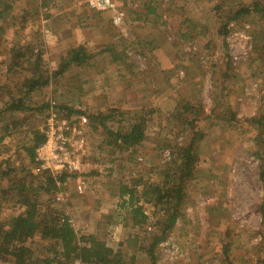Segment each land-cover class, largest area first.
<instances>
[{
  "label": "rangeland",
  "instance_id": "1",
  "mask_svg": "<svg viewBox=\"0 0 264 264\" xmlns=\"http://www.w3.org/2000/svg\"><path fill=\"white\" fill-rule=\"evenodd\" d=\"M2 1L11 9L1 23L0 110L8 92L24 95L22 84L37 58L44 78L50 76L24 99L26 105H47L45 115L21 112V128L4 140L3 156L12 167L21 165L15 180L41 181L24 146L33 144L31 130L45 133L55 114L58 125L66 119L62 128L78 170L60 172L64 181L49 193L40 191L38 199L67 214L78 234L121 242L127 264H264V130L256 124L264 120V13L226 22L233 8L264 0H113L125 13L121 28L112 25L110 11L90 10L88 0H48L46 8L42 0ZM16 43L23 44L29 61L13 63ZM79 46L92 55L88 64L52 77L62 57ZM116 53L121 59L115 61ZM105 70L116 78L104 89ZM90 90L100 98L94 106L85 96ZM184 103L193 111L183 112ZM111 108L116 109L108 120L112 127L144 120L141 143L125 149L119 141L121 146L113 147L100 128L90 126L88 115ZM193 136L201 162L174 226L166 229L167 204L154 190L140 196L143 184H160L177 147ZM123 184L140 196L147 215L140 224L132 223L127 195L120 196ZM83 207L88 213L77 214ZM11 208L22 209L9 202L0 217ZM27 243L41 258L49 247L38 235Z\"/></svg>",
  "mask_w": 264,
  "mask_h": 264
},
{
  "label": "trees",
  "instance_id": "2",
  "mask_svg": "<svg viewBox=\"0 0 264 264\" xmlns=\"http://www.w3.org/2000/svg\"><path fill=\"white\" fill-rule=\"evenodd\" d=\"M0 3H3L4 6L3 9H0L1 38L5 30L1 23L7 17V11L11 9V6L3 1ZM41 6L46 8L48 0H42ZM252 12L264 13V5L257 2L251 6L233 8L228 13L226 22L231 20L240 22L245 20ZM47 16H50V14ZM136 18L140 17L136 16ZM224 26L220 31L223 35H226L229 31ZM14 49L16 51L13 57L14 64L24 58H27L25 61H29L30 56H26L23 44H14ZM113 55V60L121 59L118 53ZM91 57L92 55L82 46L76 49L72 48L66 56L62 57L61 63L51 73V76H62L71 66L87 65V61ZM49 77L44 78L42 71L39 70V58H37L32 75L22 84L24 95L17 97L14 93L8 92L5 107L0 110V118H3L0 127V213L7 207L9 202L12 204L20 203L22 208L21 210L11 208L5 217H0V260L7 264H127L120 248L121 242L109 243L101 239L99 235L88 232L78 234L67 214L56 207L53 202L50 203L49 200L40 202L38 199L40 191H44V193L51 192L52 188H56L57 181L63 182L66 176L65 173L54 174L50 170L42 171L37 168L35 150L46 140L44 133L30 129L33 134V144L24 146L29 159L35 164L34 169H38L37 176L41 181L37 185H29L23 180L16 181V172L20 170L21 165L12 167L7 157L3 156L8 149V144L4 142L5 138L22 126L19 119L21 112L27 110L45 115L47 105L43 104L41 107L31 101L26 105L24 99L29 100L34 89L47 85ZM3 88L4 83L0 78V91ZM182 107V111L185 113L193 111V107L189 104L184 103ZM66 109L69 112L71 110ZM115 111L116 109L111 108L105 113L99 112L88 115L90 126L95 129L100 128V134L102 133V137L107 138V144L110 146H121L118 143L120 141L125 149H129L141 143L145 137L144 120L141 118L130 119L125 125L112 127L108 124V120L112 118L111 113ZM256 124L263 127L264 130V120L260 121L258 119ZM194 141L195 137L193 136L186 145L177 147L171 163L167 164L163 170L160 184H143L142 195L140 196L146 198L151 190H154L156 198L167 204L169 216L167 225L164 227L166 229L174 226L179 213V206L185 198L189 183L193 178L194 168L196 164L201 162L200 157L194 152ZM133 153H129L131 160ZM23 168L24 166H22ZM4 181H7L6 185L3 184ZM123 195H127L124 202H127L130 208L132 223L140 224L147 218V215L138 203L140 196L137 195V190L135 187L132 188L128 184H123L121 185L120 196ZM99 223H102V217ZM35 235L49 242V247L43 258L35 255L32 247L27 243Z\"/></svg>",
  "mask_w": 264,
  "mask_h": 264
},
{
  "label": "built area",
  "instance_id": "3",
  "mask_svg": "<svg viewBox=\"0 0 264 264\" xmlns=\"http://www.w3.org/2000/svg\"><path fill=\"white\" fill-rule=\"evenodd\" d=\"M87 5L92 11H110L113 26L121 28L124 25L125 13L115 5L113 0H88ZM54 117L55 114H51L48 119V129L44 133L46 140L35 150L37 168L42 171L50 170L52 173L55 171L60 173L65 170L68 172L78 170V158L71 156L67 147L68 138L63 131V128L65 129V126H68L66 119L61 122L62 128V125L54 123ZM73 129L75 130V128ZM166 154L168 155V152Z\"/></svg>",
  "mask_w": 264,
  "mask_h": 264
},
{
  "label": "crops",
  "instance_id": "4",
  "mask_svg": "<svg viewBox=\"0 0 264 264\" xmlns=\"http://www.w3.org/2000/svg\"><path fill=\"white\" fill-rule=\"evenodd\" d=\"M104 12V11H103ZM102 13V12H101ZM95 27L96 28H98L99 30H100V28H101V26H100V23H96L95 24ZM111 71H104L102 74V76H101V83H102V85H103V88L105 89V87L107 86V85H109L110 84V82L112 81V78L114 79V78H116L115 76L113 77L112 76V74L110 73ZM88 81H90V78H89V80ZM97 90L95 91V90H90L88 93H85V96H87V100H88V104L90 103L91 104V106H94L95 105V103H96V101H98L100 98H97L96 97V94H97ZM84 94V93H83ZM82 97L81 96H79V98H78V100L76 101V106L78 105V103H80V102H82ZM80 100V101H79ZM69 204H71V203H68V206H67V209L68 210H71V208L72 207H70V205ZM77 212V214H86V213H88V212H86V209L83 207V209H79L78 211H76ZM88 215L89 214H87V217H88ZM140 264H145V263H140Z\"/></svg>",
  "mask_w": 264,
  "mask_h": 264
}]
</instances>
